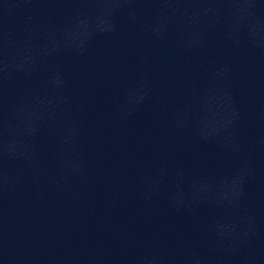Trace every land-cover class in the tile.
Masks as SVG:
<instances>
[{
    "label": "clouds",
    "instance_id": "1",
    "mask_svg": "<svg viewBox=\"0 0 264 264\" xmlns=\"http://www.w3.org/2000/svg\"><path fill=\"white\" fill-rule=\"evenodd\" d=\"M74 2L76 3H81V4H89V5H100V4H108L111 3L112 0H74ZM118 2L120 3L121 7L117 10V12L119 13H126L128 15V17L130 19H132L133 21L137 20V14H136V9L132 7V5L136 4V3H140V2H144V3H171L173 2V0H118ZM219 2H224V3H236V2H240V0H219ZM243 2L248 3L249 5H255V3L257 2V0H243ZM127 6V7H125ZM250 10L253 12V17L252 20L256 19V12L254 8H250ZM77 12H79V9H77ZM115 27V21L114 19L112 20V29L110 30H114ZM159 34V33H157ZM62 83V82H61ZM146 97V93H136V92H130L128 93V100L129 102H133L136 105H139L140 103H142L144 101ZM26 104V99L22 98L21 101L19 102V105L21 107H23ZM19 109L14 106L13 107V113L17 112ZM3 156L8 158V159H14L16 158L15 155L11 152V151H7L5 153H3Z\"/></svg>",
    "mask_w": 264,
    "mask_h": 264
}]
</instances>
